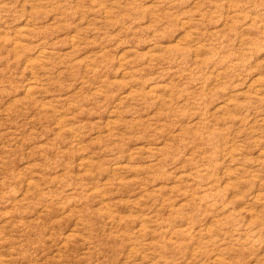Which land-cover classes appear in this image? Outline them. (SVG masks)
I'll return each instance as SVG.
<instances>
[{"label": "rangeland", "instance_id": "374dc122", "mask_svg": "<svg viewBox=\"0 0 264 264\" xmlns=\"http://www.w3.org/2000/svg\"><path fill=\"white\" fill-rule=\"evenodd\" d=\"M0 264H264V0H0Z\"/></svg>", "mask_w": 264, "mask_h": 264}]
</instances>
